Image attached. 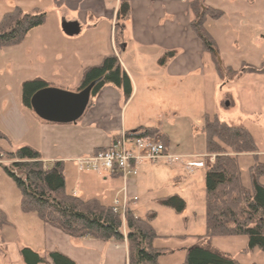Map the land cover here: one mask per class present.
Listing matches in <instances>:
<instances>
[{
    "label": "rangeland",
    "instance_id": "374dc122",
    "mask_svg": "<svg viewBox=\"0 0 264 264\" xmlns=\"http://www.w3.org/2000/svg\"><path fill=\"white\" fill-rule=\"evenodd\" d=\"M262 1L263 3L260 0L254 2V5L250 6V10H245L247 12L245 25L241 24L239 18L234 20V17L229 18V15L225 21L209 19L206 22L205 28L209 32H215L214 34L217 36L220 48L218 56L222 64L226 65L228 58H234L235 61L252 60L257 62L256 64L251 63L256 66L264 61L263 52L258 57H251L247 53H230L231 56L228 55L229 50L232 52L235 49V40H238L241 49L243 43L254 39L257 33L264 34L260 29L255 30V27L250 25L253 20L257 25L260 21H263L264 0ZM16 6L23 11L38 10L45 12L46 19L42 25L30 30L21 43L0 47V131L6 137V139L0 140V147L4 151H14L25 145L32 146L34 144L35 146L43 145V147L48 145L51 152H53L54 147L58 149V145L64 144L65 141L58 139L57 144L56 140L46 133V127L39 124L46 120L37 117L30 109L23 106V83L34 78H41L48 83L35 96L48 91L76 94L82 75V69L76 68L78 63L75 62L78 58L74 60V65H65V70L58 68L57 64L54 63L56 61L55 52L62 49L66 51V48H70L62 43L64 41L60 37L76 41L80 45V50L84 52L102 54L105 51H112V44L116 45L118 30L114 31V24L111 27L108 23L97 33L82 31L80 34L70 36L71 38H64L66 36H63L61 28L57 27L58 20H60L59 12L47 0H0V21L5 13L13 10ZM228 22H233V31L228 30L226 26ZM225 49L229 50L222 55ZM70 67H72V70L69 71ZM212 69V66L209 65L205 80L211 77ZM66 75L68 76L64 77ZM260 75L262 76L260 80L264 83V74ZM258 77L253 75L251 78H247L243 83L244 89L237 90L242 94L245 93L247 87L250 89L247 94H250L254 99L250 100L249 103L242 100H232L229 103V87L219 84L217 95H214V91L204 88L203 90L206 93L201 91L200 93H194V91L188 90L187 100L179 103H176L174 98H171V101L168 102L166 98L165 101L155 105H146L143 103L142 96L137 95L130 104H127L125 116L127 119L131 117L130 120H136L137 125L133 127L134 129L139 128L141 125L159 126L158 119L163 116L162 123L165 126L164 131L169 140V147L167 148L169 153L177 155L199 154V156H203L204 165L194 168L192 172L181 163L172 164L159 160L153 163L140 164L138 174L127 178H133L136 182L135 193H131L129 189V194H131L129 198L136 197L130 202L132 213L143 219L150 211L156 213L153 228L157 237L153 240V246L167 250V254L159 257V264H182L186 251L197 244L208 245L213 250L228 254L240 264H264V251L254 249L248 254L244 253L247 245L246 237L216 236L209 240L200 237L206 232L205 163H211L215 158V154L208 153L205 150V136L201 131L205 112H215L219 118L231 124H247V126H250L257 140V148L264 152V85L259 83ZM259 88L260 90L256 93L255 90ZM95 96L89 97L84 111L75 122L57 124L60 125L58 127H72L73 123L83 117ZM122 97L124 102V94ZM215 99H217V103ZM203 101H205L204 105L207 107L204 109L205 111H202ZM254 105L259 106L262 110L261 116L260 111L255 109ZM246 113L250 116H247ZM134 116L135 118H133ZM48 127L49 132L52 133L54 126H52L53 128ZM53 132L58 134V130L54 129ZM62 134L64 136V133ZM153 136L159 137V135ZM47 149L49 150L48 147ZM231 155L238 157L239 154L231 153ZM252 157L241 156L238 158L242 182L248 187L250 185L248 168L255 161L253 155ZM261 160H264V155L261 156ZM10 163L11 160L7 158L0 159V210L8 221L0 228V264L13 263L11 258L20 257L19 251L21 248L28 247L39 254L43 253L45 249L43 233L46 225L35 214L26 213L21 209L20 192L2 167V165H10ZM101 178L102 175L98 176L99 181H101ZM262 181L264 182V179ZM100 183L96 187L94 186L96 190L94 189L91 193H81L80 196L99 195L100 191L106 188L108 193L104 197L108 195L109 199H113L115 196L121 198L128 190L125 187V182L126 192L124 191V193L122 188L116 191L115 188ZM65 186L70 193L76 187V178L73 172L65 178ZM175 195L185 201V208L182 212L177 213L171 208L158 204L159 199ZM89 198L92 197H87V199ZM123 230L126 234L124 219Z\"/></svg>",
    "mask_w": 264,
    "mask_h": 264
},
{
    "label": "crops",
    "instance_id": "0c3cea01",
    "mask_svg": "<svg viewBox=\"0 0 264 264\" xmlns=\"http://www.w3.org/2000/svg\"><path fill=\"white\" fill-rule=\"evenodd\" d=\"M47 1L59 12L60 20H58L57 27L61 28L60 30H62L63 36H66L64 38H71L62 29V24L64 22H77L79 27L78 34L82 31L85 33H97L98 30L100 31L102 27L108 23H110L111 27L113 26L112 24H114V31L118 30L116 45L112 44L111 52L105 51L102 54H98V52H84L80 50V45L76 43V41L60 37V39L64 41L62 43L70 48H66V51L62 49L54 53L56 57L54 63L57 64L58 68L65 70V65H74V60L78 58L75 62L78 63V65L76 67L75 64V67L81 68L83 73L86 67L98 65L104 57L115 55L121 67L131 80L132 92L128 100L123 102V94L119 88L106 85L96 94L83 117L76 123H73L74 125H72V127H58L60 125L57 124H63L59 122L51 123L50 121H43L39 123L43 127H46V133L53 137L52 139L56 140L55 142L57 144L58 139H63L65 143L59 144L58 149L54 147L53 152H51L48 145L46 147H43V145L35 146L34 144L30 146L40 152L45 166L50 167L55 162L60 161L64 164L65 178H67V175L70 173H74L76 187L71 193L80 198H97L101 203L110 205L112 198L109 199L108 195L104 197L106 193H108L106 188L102 189L99 195L80 196L81 193H91L94 191V186L96 187V185L101 184L100 182L105 186L107 185L113 189L115 188L116 191L119 190V188H122V192L128 189V195H131L129 194L130 192L133 194L135 193V179L126 178L127 180H125L122 177L108 175L104 172H80L76 169L72 160L75 157L87 155L109 146L112 140L121 131L130 132L138 129L133 128L137 125L136 120H130L131 117L127 119L125 116L127 104H130L137 95L142 96L143 103L146 105H155L165 101L166 98L168 102L171 101V98H174V101L179 103L183 100H187L188 90H192L194 93H200V91L206 93L203 90L205 88L209 91H214V95H217V87L219 84H222L224 87H229V103H231L232 100H242L249 103L250 100L252 101V99H254L250 94H247L250 92V89L247 87L245 93L242 94L237 90L240 88L244 89L243 83H245L247 78H251L253 75L257 77L260 76L258 77L259 83L264 85L262 80H260L262 78L260 73H251L242 70L238 71L244 64L252 65L257 62L252 60L235 61L234 58H228V63L225 65L222 64L219 58L220 64L238 71L225 82L213 63L211 55L204 50L201 40L190 26L191 13L188 4L189 0ZM123 1H127L130 7L128 19L125 21L121 19L118 20L116 16L119 5ZM257 1L259 0H207L206 4L221 9L224 12L223 16L215 21H225L226 18L228 19L229 15V18L234 17V20L239 18L241 24L245 25V15L247 14L245 10H250V6H253L254 2ZM260 2L263 3L262 0H260ZM208 20L209 19H207L206 22H208ZM254 22L255 20L250 22V25H253L255 30L260 29L264 32V19L260 21L258 25ZM226 26L229 31H233V22H228ZM209 33L214 38L220 53L217 36L214 34L215 32L212 31ZM234 46L235 49L232 52L227 49L230 51H228L229 56H231L230 53H247L251 57H258L262 52L264 53V34L257 33L254 39L243 43L241 49L239 48L238 40L234 41ZM227 50H223L222 55L226 54ZM168 52H173V54H166ZM97 61L99 62L97 63ZM262 62L264 61H261L260 64ZM209 65L213 68L211 70V77L205 80ZM68 70H72V67ZM67 76L68 75L64 77ZM259 90L260 88L255 90L256 93ZM254 94L253 91V95ZM215 101L217 103V99H215ZM204 104L205 101H203L202 111H205L204 109L207 108ZM255 109L260 111L259 114L261 116L262 110H260L259 106H255ZM205 114L210 117L216 115L219 118L215 112H205ZM247 116H250V114H247ZM133 118H135V116ZM163 119V116L158 119L159 126L141 125L140 127L156 128L158 131L155 135H159V138L161 137L160 140L168 148L169 140L164 131L165 126L162 123ZM219 119L222 120L221 118ZM222 121L228 123L225 120ZM228 124L246 127L253 136L255 143H257L253 131L247 124ZM48 126H51V128L54 126L52 133L49 132ZM202 126L203 123L201 124V131ZM54 129L58 130V134L53 132ZM62 133H64V136H62ZM189 155L195 156L199 154ZM257 155L260 161H264L261 160V156L264 155V152L259 148ZM241 156L252 157V154H239L237 160ZM100 175H102L101 181L98 180V176ZM124 182L126 184V189L124 187ZM130 209L132 210L131 207ZM136 216L139 217L138 215ZM154 220L151 222L152 226ZM43 234L45 249L40 255H48L49 252L58 250L72 259L76 264H128L126 240L121 243H116L111 240L103 241L90 237L71 238L59 229L48 225L44 228ZM11 259L13 260L11 264H24L21 256Z\"/></svg>",
    "mask_w": 264,
    "mask_h": 264
},
{
    "label": "trees",
    "instance_id": "16d2710c",
    "mask_svg": "<svg viewBox=\"0 0 264 264\" xmlns=\"http://www.w3.org/2000/svg\"><path fill=\"white\" fill-rule=\"evenodd\" d=\"M206 1L189 0L190 26L201 40L204 50L211 55L221 77L226 82L240 70L264 74V62L258 66L244 64L238 71L220 64L216 42L205 28V22L207 19H220L224 12L207 5ZM129 11L128 2L123 1L117 10V19L125 21ZM45 19V12L23 11L14 7L0 21V47L21 43L28 32L42 25ZM166 54L172 55L173 52ZM47 85L41 78L24 82L23 106L32 111V99ZM106 85L121 89L125 100L131 96V80L115 55L104 57L98 65L86 67L78 90L90 88V96H95ZM157 131L153 127H140L129 133L145 137L153 136ZM202 132L205 150L215 154V158L213 162L205 163L206 232L200 237L209 240L216 236H243L247 238L245 254L254 249L264 251V161L257 158L258 148L253 136L246 127L230 125L216 115H205ZM2 139L6 137L0 131ZM231 153H251L254 156L255 161L248 168L249 187L243 184L237 157ZM2 158L11 160L10 165L2 167L20 192L21 209L35 214L45 225L57 228L71 238L90 237L116 243L126 240L128 264H159V257L167 254V250L153 246V240L157 237L151 224L156 217L155 212H148L143 219L129 209L124 217L125 234L122 217L114 213L110 205L101 203L97 198H80L66 190L62 162L45 166L40 152L29 145L14 151H4L0 147ZM158 204L177 213L185 208V201L176 195L159 199ZM7 223L6 216L0 210V228ZM19 253L24 264H76L58 250L40 255L24 247ZM182 264L240 263L208 245L197 244L187 250Z\"/></svg>",
    "mask_w": 264,
    "mask_h": 264
},
{
    "label": "built area",
    "instance_id": "2783aa9c",
    "mask_svg": "<svg viewBox=\"0 0 264 264\" xmlns=\"http://www.w3.org/2000/svg\"><path fill=\"white\" fill-rule=\"evenodd\" d=\"M159 160L172 164L181 163L190 172L194 168L204 165L202 155L171 154L159 137H139L127 131H121L109 146L88 155L75 157L72 162L80 172L104 171L107 174L126 179L138 174L140 164L153 163ZM135 198L130 199L127 193L123 194L121 198L115 196L110 207L114 213L119 214L124 219L126 212L130 209V202Z\"/></svg>",
    "mask_w": 264,
    "mask_h": 264
},
{
    "label": "water",
    "instance_id": "95a60500",
    "mask_svg": "<svg viewBox=\"0 0 264 264\" xmlns=\"http://www.w3.org/2000/svg\"><path fill=\"white\" fill-rule=\"evenodd\" d=\"M62 29L69 36L79 32L77 22H64ZM89 94L90 88L76 94L48 91L35 96L31 101V108L34 114L43 120L71 123L75 122L84 111L89 101Z\"/></svg>",
    "mask_w": 264,
    "mask_h": 264
},
{
    "label": "flooded vegetation",
    "instance_id": "af4514ba",
    "mask_svg": "<svg viewBox=\"0 0 264 264\" xmlns=\"http://www.w3.org/2000/svg\"><path fill=\"white\" fill-rule=\"evenodd\" d=\"M87 88H84V89H81V90H78L77 93L81 92V91H85ZM88 95V94H87ZM90 96V94H89Z\"/></svg>",
    "mask_w": 264,
    "mask_h": 264
}]
</instances>
